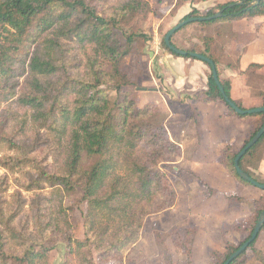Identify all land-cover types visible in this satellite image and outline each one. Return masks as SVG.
<instances>
[{
  "label": "trees",
  "instance_id": "trees-1",
  "mask_svg": "<svg viewBox=\"0 0 264 264\" xmlns=\"http://www.w3.org/2000/svg\"><path fill=\"white\" fill-rule=\"evenodd\" d=\"M237 2L210 7L203 16L221 9L222 15L175 32L196 23L215 26V35L183 47L173 34L171 43L212 59L226 95L245 108L232 98L229 79L220 78L223 55L217 43L223 26L263 16L264 0ZM151 12V0H0V107L9 104L0 112V148L13 153L0 156V165L23 175L14 179L18 189L9 195L8 175L0 173V264H49L59 243L75 264H96L94 253L101 262L119 259L137 240L145 218L174 204L176 193L163 169L181 155L180 145L154 121L159 109L155 102L138 105V74L124 67L129 55L142 52L148 36L141 24ZM192 16H198L197 9L182 19ZM161 46L179 57L163 38ZM262 66L251 63L244 72ZM205 95V102L222 101L231 115L252 119V136L264 123V113H236L224 101L211 71ZM257 106H264V93L252 107ZM26 118L36 129L32 136L25 132ZM263 143L264 133L239 160L241 169L261 183L255 170ZM236 154L227 146L219 161L240 182L250 184L236 173ZM68 197L77 206L85 205L81 239L74 236V206L65 205ZM263 208L261 198L244 241ZM194 236L195 228L183 233L188 245ZM256 239L230 264H238L249 252L264 264ZM244 241L228 245L223 253L213 251L212 264H223ZM182 249L190 264L191 249Z\"/></svg>",
  "mask_w": 264,
  "mask_h": 264
},
{
  "label": "rangeland",
  "instance_id": "rangeland-1",
  "mask_svg": "<svg viewBox=\"0 0 264 264\" xmlns=\"http://www.w3.org/2000/svg\"><path fill=\"white\" fill-rule=\"evenodd\" d=\"M178 1L164 0L158 3L151 0L152 12L141 24L148 38L142 52L129 55L124 64L127 71H136L138 74L135 76L139 87L138 105L155 102L159 109L154 121L162 123L170 139L181 144V155L169 163L166 169L162 168L176 198L171 207L145 218L137 240L119 259L101 262L94 253L96 264H189L182 246L191 249L190 264H212L213 251L223 253L228 245L237 246L244 241L248 234V220L253 216L256 202L264 199L261 189L240 182L219 161L221 151L227 146L237 153L250 140L253 120H242L231 115L222 101L205 102V92L200 90L207 87L209 67L203 62L204 70L201 71L191 64L197 63L193 61L197 59L192 57H183L188 63L174 67L168 60L178 61V57L161 46L165 33L193 8L198 10V16H203L210 7L216 8L218 4L239 0L197 3L183 0L180 6L177 5ZM214 29L215 26L193 23L173 38L184 47L190 42L201 43L200 38L204 35H215ZM217 44L222 48L223 55L218 67L220 78L229 79L232 98L240 101L245 108L258 105L264 93V15L241 18L227 27L223 26ZM165 55L170 59L161 64ZM251 63H261L263 66L254 72L245 73ZM180 75H193L195 78L189 84H184L177 79ZM186 87L196 91L185 95L182 89ZM8 105H1L0 112L8 109ZM170 113L173 116L167 119ZM25 125V132L32 136L36 129L28 118ZM11 126L15 127L17 123L12 122ZM11 154V150L0 148V156ZM258 159L255 174L264 183V143L260 146ZM4 172L9 178L7 193L10 195L18 189L14 179L22 178L23 175L7 171L0 165V173ZM48 190L44 192L48 193ZM22 193L25 197L32 196V193ZM74 202L72 197H68L65 205L74 206V236L81 239L85 205L82 203L77 206ZM188 228H195L194 239L189 245V239L183 237ZM180 241L182 244H179ZM254 246L264 252V231L259 233ZM64 252V245L57 244L50 253L49 264H75L74 256L65 257ZM238 264L261 263L249 252Z\"/></svg>",
  "mask_w": 264,
  "mask_h": 264
},
{
  "label": "water",
  "instance_id": "water-1",
  "mask_svg": "<svg viewBox=\"0 0 264 264\" xmlns=\"http://www.w3.org/2000/svg\"><path fill=\"white\" fill-rule=\"evenodd\" d=\"M260 0H254V3L257 4ZM241 3V2H237ZM222 9L218 10L215 14L208 15V16H192L185 19L180 20L176 25H174L172 28H170L164 35L163 40L165 45L174 53H176L178 56H187L189 55L192 58H196L197 60H200L204 62L211 71V77L213 78L215 84L218 86L219 91L221 92L224 101L238 114H252V113H264V106H257V107H251V108H240L237 106L225 93L216 69V65L213 62L212 59L209 57L199 53V52H187L183 49H180L176 46H174L171 43V37L175 32H177L180 28L185 26L186 24L192 23V22H199V21H205L217 18L222 15ZM143 89V88H140ZM145 89V88H144ZM264 133V123L260 127V129L250 138V140L241 147V149L237 152L235 158H234V168L236 170V173L246 182H249L251 185L264 190V183L258 182L254 180L251 176H249L246 172H244L241 167L239 166V160L243 156V154L246 153V151L251 148L261 137V135ZM264 223V209L260 212L259 217L256 221V224L253 228L252 233L250 234L249 238L245 240L234 252H232L228 258L223 262V264H230L236 257H238L258 236L259 231Z\"/></svg>",
  "mask_w": 264,
  "mask_h": 264
},
{
  "label": "crops",
  "instance_id": "crops-1",
  "mask_svg": "<svg viewBox=\"0 0 264 264\" xmlns=\"http://www.w3.org/2000/svg\"><path fill=\"white\" fill-rule=\"evenodd\" d=\"M203 1H207V0H203ZM200 2V1H199ZM183 58V56H179L177 59H178V61H173V62H171V60H168V59H170L169 58V56L168 55H165L164 57H163V59H161V64H165L166 63V61L168 60L170 63H173V66L174 67H176V66H178V65H183V64H185V63H188L187 61H185V60H183L182 59ZM181 59V60H180ZM180 60V61H179ZM193 61H197V63H200V64H197V63H195V62H193V63H191L192 65H194V66H196V67H198L201 71H203L204 70V67L202 66V65H204L203 64V62H201L200 60H193ZM190 64V65H191ZM159 65V64H158ZM183 76V77H182ZM180 75V76H177V79H178V81H180V82H183L184 84H189V82L190 81H193V79L195 78V76H193V75ZM197 78V77H196ZM185 90H183L182 89V91H183V94H185V95H189V93H193V92H195V91H191V89L190 88H184ZM201 92H206L207 91V87H206V89L205 88H203V89H201L200 90ZM231 91H232V88H231ZM166 109H167V106L165 107ZM173 116V114H169L168 115V117H167V119H170V117H172ZM180 146H181V144L180 143H178Z\"/></svg>",
  "mask_w": 264,
  "mask_h": 264
}]
</instances>
